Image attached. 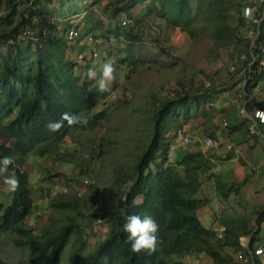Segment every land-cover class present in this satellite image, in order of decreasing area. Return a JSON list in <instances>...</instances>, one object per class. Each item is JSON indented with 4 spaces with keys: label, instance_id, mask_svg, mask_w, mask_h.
I'll list each match as a JSON object with an SVG mask.
<instances>
[{
    "label": "trees",
    "instance_id": "obj_1",
    "mask_svg": "<svg viewBox=\"0 0 264 264\" xmlns=\"http://www.w3.org/2000/svg\"><path fill=\"white\" fill-rule=\"evenodd\" d=\"M40 1L0 0V136L7 139V142L0 143V157H13L14 164L9 169L20 181L19 190L7 194L8 202L0 199V235L3 232L11 233L14 235V245L28 249L29 254L23 264H59L61 252L69 237L75 235L76 239L80 238L79 225L72 215H68L65 223H49L34 233L23 222L32 208L28 170L23 167V159L30 154L46 157L52 162L55 147L59 146L63 136H68L70 131L77 128L93 127L103 117L105 110L98 109L87 115L103 93L97 91L95 79L86 76L80 78L74 69L76 61L69 53L73 49L81 51L85 45L78 43V38L65 35L69 28L77 30L76 25L67 21L70 13H66L62 19V28H43L37 17L51 15V11L50 8L44 10L45 3L42 5ZM101 1L89 0L91 5L98 8L97 35L117 37L123 41L137 40L138 36L131 28L120 27L118 22H121L125 14L126 17L138 9L136 12L144 18L154 15L157 21H165L182 32L186 33L185 30L189 28L202 31L217 46L241 41V49L249 60L242 84L245 98L250 89L262 87L264 65L259 63V45L264 42V16L256 24L255 31L254 22L242 15L244 0ZM138 2H144L143 6L136 7ZM198 14L206 21L201 26L194 24ZM91 21L92 17L89 16L82 29L89 26ZM241 25L253 26L255 35L251 44L248 35L239 36L235 32ZM88 32L77 31L79 37L83 33L88 34L86 37H92ZM97 53L99 51H95ZM126 58H130L129 54L119 60ZM83 66L87 68L88 63ZM208 88L190 94L186 90L175 97L163 99L157 105L152 112L150 139L129 162V171L113 168L116 174L112 183L117 188L127 179H131L130 184L126 189L116 192L113 206L90 215L105 222L104 236L85 253L78 249L70 252L65 264H189L177 259L179 256L185 257V254H207L211 259L209 264H236V261L237 264L251 263L242 257L246 252L239 237L249 234V248L254 247L257 228L244 226L243 218L239 221L231 219L230 223L223 224L221 236L215 232L216 228L213 230L204 226L196 214V210L208 200L207 196H199L197 193L204 178H213L210 171L211 155L198 147L189 150L177 147L170 152V138L175 133L178 136L177 131L182 125L176 118L180 116L183 121L187 120L190 109L194 115L197 112L204 113L199 98L212 92ZM255 106L264 108V101L251 98L245 102L244 108L251 111ZM65 112L86 117L87 125L70 127L65 122L59 131H48L46 124L59 121ZM246 120L243 117L241 120L230 121L226 125L227 132L238 129L248 132ZM170 130H173L172 134H169ZM208 135L212 137L213 133L209 132ZM230 156L228 152L224 158ZM168 159L170 162H166ZM35 164L38 170L39 164ZM46 171L44 168L43 172ZM244 181L245 175L228 183L214 177L213 186L225 197L230 191L238 193ZM136 196H140V199L136 200ZM51 204L56 208L71 209L76 207L77 202L55 200ZM121 209L125 210L126 215H140L141 218L150 216L159 225V243L155 252L133 253L130 250L128 234L120 230L126 223V216L121 215ZM262 213L264 209L259 217L256 215V224ZM222 247L227 250L223 252ZM252 262L261 264L256 255L252 256Z\"/></svg>",
    "mask_w": 264,
    "mask_h": 264
},
{
    "label": "rangeland",
    "instance_id": "obj_2",
    "mask_svg": "<svg viewBox=\"0 0 264 264\" xmlns=\"http://www.w3.org/2000/svg\"><path fill=\"white\" fill-rule=\"evenodd\" d=\"M103 2L105 0L101 1ZM40 3H45L44 10L50 8L51 11V15L37 17L43 28H62V19L66 13H70L67 19L69 24L76 25L77 31H89L92 34L88 41V34L83 33L79 37L77 33L74 38H78V43L82 42L85 47L81 51L73 49L69 53L76 61L74 69L80 78L88 77L89 70L93 69L97 72L94 79L98 84L101 64L108 59L114 61L116 70L111 91L103 93L87 112L90 115L98 109L105 110L96 125L77 128L70 131L68 136H63L59 146L55 147L52 162L46 157L30 154L23 159V167L28 170V186L32 198V208L23 222L34 233H38L49 223H65L68 215H72L79 225L80 238L76 239L75 235L69 237L61 252L59 264H65L72 251L78 249L85 253L92 249L96 241L104 236L105 222L90 215L113 206L116 192L126 189L130 184L131 179H127L117 188L112 183L116 174L113 168L129 171V162L150 139L152 112L157 105L163 99L175 97L186 90L192 93L207 87L212 92L199 98L204 113L197 112L194 115L190 109L187 120L183 121L180 116L176 118L182 124L180 128L183 138L187 135L196 138L191 135L196 134L200 139L188 140L183 145L175 133L170 138V152L178 149L177 147L201 149L204 135L212 132L216 145L206 152L212 157L210 171L213 178L217 177L228 183L245 175V181L238 193L230 191L223 197L214 189L213 178H204L197 194L207 196L208 200L196 210V214L204 226L213 230L216 228L215 232L219 235L224 230L221 225L230 223L231 219L239 221L243 218V224L247 227L257 228L255 238L259 239L264 232V213L258 224L254 220L264 209V139L259 133L252 132L258 130L257 124L252 129L249 127L248 132L243 129L227 132L226 127L230 121L246 117L243 113H249L246 110L242 112L241 98H245L246 94L241 93V89L249 60L241 49V41L217 46L202 31L189 28L185 33L165 21H157L154 15L144 18L136 10L125 17L126 23H118L120 27L131 28L138 36L137 40L131 42L111 36L105 38L97 35L98 8L91 5L89 0H41ZM143 4L144 2H138L136 7L140 8ZM232 14L236 15L234 12ZM89 16L92 17L91 24L82 29ZM251 20L256 31L259 20L257 17ZM205 22L201 14H198L194 24L201 26ZM253 26L241 25L235 32L239 36L248 35L251 44L255 35ZM94 51L99 53L94 54ZM126 54L131 59L119 60ZM86 62L87 68L83 66ZM254 88L249 90L254 94L250 95L251 98L264 101L263 87ZM223 119L226 124L222 123ZM246 123L250 125V122ZM179 132L180 129L177 133ZM172 133L173 130H170L169 134ZM2 142H7V139L0 136V143ZM228 152L231 156L224 158ZM37 157L39 158L35 160ZM166 162H170V159ZM35 163L39 164L38 170ZM44 168L47 169L45 173ZM3 175L14 176L12 169H8ZM3 175H0V199L8 202L7 194L10 192L3 184ZM135 199L139 200L140 196ZM55 200H75L77 205L71 209L56 208L51 204ZM13 237L8 232L0 235V262L3 264H23L29 254L25 246L13 244ZM249 238V234L239 237L243 247H249ZM221 249L223 252L227 250L226 247ZM177 259L189 264L211 262L207 254H185V257L179 256Z\"/></svg>",
    "mask_w": 264,
    "mask_h": 264
},
{
    "label": "clouds",
    "instance_id": "obj_3",
    "mask_svg": "<svg viewBox=\"0 0 264 264\" xmlns=\"http://www.w3.org/2000/svg\"><path fill=\"white\" fill-rule=\"evenodd\" d=\"M126 23V22H125ZM114 61L108 59L101 64L100 80L98 83V92L108 93L111 91V85L115 81ZM97 72L90 69L88 78L94 79ZM68 126L87 125L88 119L75 113L65 112L61 115L59 121H50L46 124V128L50 132H57L64 123ZM14 164V159L11 156L0 157V175L7 173L10 166ZM3 184L7 186L9 192L19 190L20 181L15 176L3 175ZM121 215L126 216V223L123 224L121 231L127 233V242L130 245V250L133 253L148 252L152 253L157 250L159 225L150 217L145 215L141 218L140 215H126L124 209H121Z\"/></svg>",
    "mask_w": 264,
    "mask_h": 264
},
{
    "label": "built area",
    "instance_id": "obj_4",
    "mask_svg": "<svg viewBox=\"0 0 264 264\" xmlns=\"http://www.w3.org/2000/svg\"><path fill=\"white\" fill-rule=\"evenodd\" d=\"M241 12L245 18H248L250 20L252 18H256L257 17L256 14H257L259 16L257 18L258 20H260V18L264 16V0H244V3L241 6ZM125 21H126V18L124 15L121 18V22H125ZM76 34H77V30L75 28H69L65 32V35L70 38H74ZM86 39L89 41L91 37L87 36ZM259 51H260V56H261L259 58V63L264 65V42L261 45H259ZM94 54H95V51H94ZM263 84H264V80H263ZM249 113H250V117L254 120L255 124L264 123V108L263 107L255 106L252 108V110ZM222 123L226 124L224 119ZM178 134H180L182 140L184 141L188 140L186 137L183 138V132L181 130ZM202 142H203V147H202L203 150L212 148L215 145L214 140L208 134L204 135ZM221 227H223V225H221ZM244 248H245L246 254L244 256L240 254L244 258V260L251 261V263L254 264L252 262V256L256 255L258 256L261 264H264V232L262 236L259 239H257L254 247L249 248L247 246H244Z\"/></svg>",
    "mask_w": 264,
    "mask_h": 264
},
{
    "label": "crops",
    "instance_id": "obj_5",
    "mask_svg": "<svg viewBox=\"0 0 264 264\" xmlns=\"http://www.w3.org/2000/svg\"><path fill=\"white\" fill-rule=\"evenodd\" d=\"M136 11H138V9L136 10ZM262 87H263V90H264V84L262 83ZM255 88H253V90H254ZM257 89V88H256ZM262 90V94L264 95V91ZM241 93H244L243 91H242V89H241ZM250 93V92H249ZM247 94L248 95V97L247 98H244V97H242L241 98V103H242V105H243V111L242 112H244V110H245V108H244V105H245V102L246 101H248V100H250L251 99V94L252 95H254L253 93H252V91H251V93L250 94ZM248 112H250V111H248ZM245 114H246V112H245ZM244 113H243V115L244 116H246L247 117V120L246 121H248V122H250V125L248 126V128L250 127L251 129H252V126L255 124L254 123V120L250 117V113H247L246 115H245ZM256 125V124H255ZM257 128H258V130H251L252 132H257V133H259V135L260 136H262L261 138L262 139H264V123H260V124H257ZM182 128H180V130H181ZM249 130V129H248ZM182 131V130H181ZM196 131V130H195ZM192 136H194V137H196V138H192L190 135H187L186 136V138L188 139V140H196L197 138H198V136L196 135V134H191ZM178 140L180 141V142H182V144L183 145H185V143H188V140L187 141H184V140H182V138H181V136H180V134H178ZM176 137V138H177ZM200 138H198V140H199ZM190 142V141H189ZM195 144V143H194ZM229 144V143H228ZM216 145V144H215ZM220 146H222V145H220ZM230 148V144H229V146H228V148L227 149H229ZM182 149H186V148H182ZM209 149H211V148H209ZM208 149V150H209ZM217 149V147L215 148V150ZM189 150V149H188ZM201 151H203V152H206L207 151V149H204V150H206V151H204L202 148L200 149ZM215 150H214V152H215ZM231 150H233V147H232V149ZM207 153V152H206ZM216 153V152H215ZM210 160L212 161V157L210 158ZM244 176V175H243ZM238 178H240V177H238ZM260 221H261V219H260ZM217 226V225H216ZM244 226H246V224H244ZM247 227V226H246ZM251 264V263H250Z\"/></svg>",
    "mask_w": 264,
    "mask_h": 264
},
{
    "label": "water",
    "instance_id": "obj_6",
    "mask_svg": "<svg viewBox=\"0 0 264 264\" xmlns=\"http://www.w3.org/2000/svg\"><path fill=\"white\" fill-rule=\"evenodd\" d=\"M249 237H250V235H249Z\"/></svg>",
    "mask_w": 264,
    "mask_h": 264
}]
</instances>
